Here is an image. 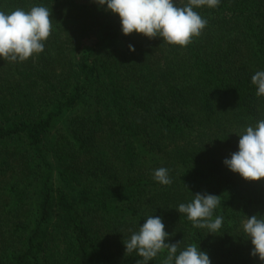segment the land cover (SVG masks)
I'll use <instances>...</instances> for the list:
<instances>
[{
  "label": "trees",
  "instance_id": "trees-1",
  "mask_svg": "<svg viewBox=\"0 0 264 264\" xmlns=\"http://www.w3.org/2000/svg\"><path fill=\"white\" fill-rule=\"evenodd\" d=\"M37 5L51 12L44 51L0 59V264H137L123 242L150 215L166 243L212 264H264L241 231L264 215V179L223 164L234 133L264 119L251 83L264 70V0L195 9L208 23L186 47L125 36L92 0H0L5 12ZM161 167L168 186L153 178ZM204 192L220 195L217 235L176 210Z\"/></svg>",
  "mask_w": 264,
  "mask_h": 264
},
{
  "label": "clouds",
  "instance_id": "clouds-1",
  "mask_svg": "<svg viewBox=\"0 0 264 264\" xmlns=\"http://www.w3.org/2000/svg\"><path fill=\"white\" fill-rule=\"evenodd\" d=\"M99 8L118 15L120 30L125 36L136 33L147 38H162L168 45L186 47L198 37L208 21L195 10L202 7L216 8L221 0H187L181 6L180 0H92ZM51 12L47 7L37 5L25 11L0 10V59L9 62H24L44 51L51 35ZM129 51L135 47L129 45ZM251 83L257 97H264V70L255 72ZM238 150L225 158L223 164L231 172L239 174L246 181L264 179V119L255 126H247L238 133ZM154 180L168 186L172 183L167 168L153 172ZM193 194V193H192ZM220 195L207 192L193 194L191 202L181 203L176 208L192 226L206 229L207 234L217 235L223 226V216L215 215L220 206ZM123 242L126 253L136 252L141 259L137 264H149L158 254L167 250L162 264H212L207 252L194 244L183 249L179 243H166L169 233L165 231L162 217L150 215ZM241 231L250 240V255L264 262V215L246 216L241 222Z\"/></svg>",
  "mask_w": 264,
  "mask_h": 264
}]
</instances>
